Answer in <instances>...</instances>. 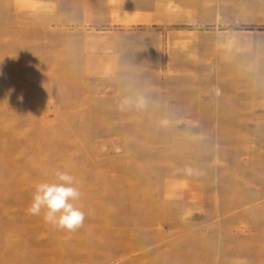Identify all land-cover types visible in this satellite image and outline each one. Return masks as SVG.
Segmentation results:
<instances>
[{"label":"rangeland","instance_id":"374dc122","mask_svg":"<svg viewBox=\"0 0 264 264\" xmlns=\"http://www.w3.org/2000/svg\"><path fill=\"white\" fill-rule=\"evenodd\" d=\"M0 73V264H264V0H0Z\"/></svg>","mask_w":264,"mask_h":264},{"label":"clouds","instance_id":"9594fccd","mask_svg":"<svg viewBox=\"0 0 264 264\" xmlns=\"http://www.w3.org/2000/svg\"><path fill=\"white\" fill-rule=\"evenodd\" d=\"M81 196L76 177L65 171H57L53 181H43L35 186L27 211L31 215H40L43 209L46 223L59 230L76 231L85 221L84 211L76 204Z\"/></svg>","mask_w":264,"mask_h":264},{"label":"bare ground","instance_id":"6f19581e","mask_svg":"<svg viewBox=\"0 0 264 264\" xmlns=\"http://www.w3.org/2000/svg\"><path fill=\"white\" fill-rule=\"evenodd\" d=\"M116 14V13H115ZM96 124V123H95ZM110 215V214H109ZM126 215V214H125ZM1 216V215H0ZM113 216V215H112ZM155 239V238H154ZM81 258V257H80Z\"/></svg>","mask_w":264,"mask_h":264}]
</instances>
